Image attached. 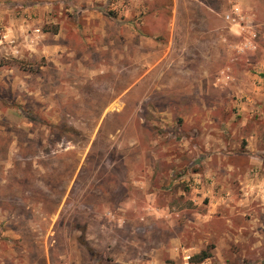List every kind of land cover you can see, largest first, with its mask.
I'll list each match as a JSON object with an SVG mask.
<instances>
[{
    "label": "rangeland",
    "instance_id": "1",
    "mask_svg": "<svg viewBox=\"0 0 264 264\" xmlns=\"http://www.w3.org/2000/svg\"><path fill=\"white\" fill-rule=\"evenodd\" d=\"M259 157L264 0H0V264H264Z\"/></svg>",
    "mask_w": 264,
    "mask_h": 264
},
{
    "label": "crops",
    "instance_id": "2",
    "mask_svg": "<svg viewBox=\"0 0 264 264\" xmlns=\"http://www.w3.org/2000/svg\"><path fill=\"white\" fill-rule=\"evenodd\" d=\"M210 11H212V10L210 9ZM259 160L261 161L262 167L259 170H256L255 173L253 174V178H255V179H254V183L252 184V187L256 193H260L262 190L264 191V175H263L264 174V165H263L264 157H259ZM257 199H259V200H258V203L256 206L257 208H254V211L255 210L261 211L262 215L260 216V214H257V212L255 213L256 214L255 216H257L255 218H257V219H256L254 226L257 227V234L260 236V234H264V232H263L264 230L260 231L262 229L261 227H264V206H262V205H264V203L261 204L260 198H257ZM243 209H245V208H243ZM174 252L175 251L171 252V256L173 258L178 256V254L176 252L175 253ZM188 257H190V256L186 257L187 260H189ZM185 264H186V262H185ZM205 264H209V262L205 263Z\"/></svg>",
    "mask_w": 264,
    "mask_h": 264
},
{
    "label": "built area",
    "instance_id": "3",
    "mask_svg": "<svg viewBox=\"0 0 264 264\" xmlns=\"http://www.w3.org/2000/svg\"><path fill=\"white\" fill-rule=\"evenodd\" d=\"M234 16H236V17H234ZM237 17H241V10L239 7H235L231 14H225L224 19L226 21H229V20L236 21ZM249 33H250V39L248 40V44H246L245 47H252V48L256 47V42H257V38H258V31H257V29H252ZM188 259L190 260L191 257H188Z\"/></svg>",
    "mask_w": 264,
    "mask_h": 264
},
{
    "label": "trees",
    "instance_id": "4",
    "mask_svg": "<svg viewBox=\"0 0 264 264\" xmlns=\"http://www.w3.org/2000/svg\"><path fill=\"white\" fill-rule=\"evenodd\" d=\"M52 133L58 138H64L65 127L64 125H50ZM211 256L206 251L201 252L199 255L193 257L195 264H200L205 260L209 259Z\"/></svg>",
    "mask_w": 264,
    "mask_h": 264
}]
</instances>
